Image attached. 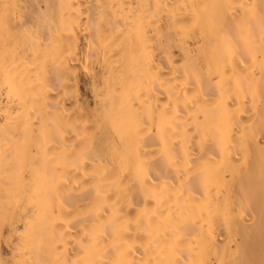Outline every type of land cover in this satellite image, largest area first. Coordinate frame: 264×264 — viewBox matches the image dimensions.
Returning <instances> with one entry per match:
<instances>
[{"label": "bare ground", "instance_id": "1", "mask_svg": "<svg viewBox=\"0 0 264 264\" xmlns=\"http://www.w3.org/2000/svg\"><path fill=\"white\" fill-rule=\"evenodd\" d=\"M0 264H264V0H0Z\"/></svg>", "mask_w": 264, "mask_h": 264}]
</instances>
